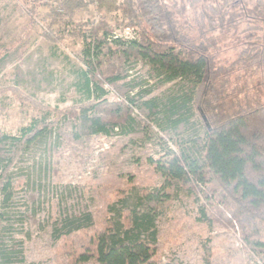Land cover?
I'll return each instance as SVG.
<instances>
[{"label": "trees", "instance_id": "trees-1", "mask_svg": "<svg viewBox=\"0 0 264 264\" xmlns=\"http://www.w3.org/2000/svg\"><path fill=\"white\" fill-rule=\"evenodd\" d=\"M41 1L58 40L64 37L61 17L73 21L88 10L83 0H32L31 7ZM185 1L190 10L206 4L191 23L180 21L179 0H95L98 21L72 22L81 49L71 74L82 99L54 110L28 98L34 110L29 123L15 135L0 131V198L11 202L23 188V176L12 171L62 120L66 127L56 134L75 146L116 138L101 155L106 172L87 180L84 189L104 212L95 220L90 214L62 217L57 204L50 225L41 229L46 215L33 209L39 192L16 196L15 220L0 215V264H162V250L170 244L167 211L177 191L195 193V187L205 204L197 200L192 227L208 229L215 217L226 221L264 264V45L241 44L233 59L221 58L210 43L217 19L241 0ZM256 2L264 7V0ZM124 30L135 36L125 38L119 34ZM137 60L153 75L156 89L172 86L150 97L147 79L130 80ZM105 87L122 101H109ZM153 135L160 152L149 156ZM132 146L147 153L132 158L131 172L116 170L118 155ZM35 229L40 232L31 238ZM22 232L35 258H25L26 242L16 238ZM195 249L210 264V239Z\"/></svg>", "mask_w": 264, "mask_h": 264}, {"label": "rangeland", "instance_id": "rangeland-1", "mask_svg": "<svg viewBox=\"0 0 264 264\" xmlns=\"http://www.w3.org/2000/svg\"><path fill=\"white\" fill-rule=\"evenodd\" d=\"M83 1L88 10L78 12L73 21H69L65 16L61 17L64 37L58 40L55 27H49L50 12L43 5V1L37 4L34 10V7H31L32 0H0L1 132L15 135L21 127L29 123L34 112L29 99L54 110L66 109L78 104L82 99L73 87L74 77L71 74L80 65L78 56L81 49L79 39L73 35L77 30L74 25L80 20L88 22L91 19L96 22L99 19L95 0ZM179 2L183 12L180 21L189 23L198 11H204L203 5H206H196L190 10L186 4L188 2ZM208 2L211 3V0H203V3ZM58 13L63 14L60 9ZM217 20L218 31L211 37L210 43L220 53L221 58L233 59L236 55L235 48L241 44L264 45V30L253 29H264V7L256 0H241L233 4ZM43 34H49L52 38L55 37V40L48 41L42 37ZM119 34L126 38L135 36L132 30H124ZM132 56L135 59L134 54ZM147 73L148 70L137 60L130 70L129 77L130 80L147 79L151 90L150 97H159L172 86L156 89L153 75ZM105 89L109 101H122L117 91L109 87ZM49 122H55L54 118ZM65 127V123L60 120L55 125L50 139L31 147L15 166L12 171L14 177L22 175L24 186L18 193H14L11 202L4 203L0 198V215L4 214L14 221L17 217L14 207L16 196L21 197L25 192L35 189L39 192V198L34 204V212L46 215L41 229L50 225L54 206L57 204L62 217L77 218L90 214L95 220L99 213L104 212L102 205L88 196L84 189L87 180L106 172L107 166L102 162L101 155L111 150L116 138L96 139L82 146H75L57 136L56 131ZM153 138L149 142V156L160 152L154 135ZM169 147L175 151L171 144ZM145 153L147 150L143 151L136 146L129 147L118 155L116 170L131 172L132 158ZM195 191H177L175 202L167 211V226H170L167 237L170 244L162 250L161 263L203 264L195 245L206 242L208 238L213 247L210 264H260L257 257L243 244L238 229L226 221L215 217L216 221L212 222L208 229L192 227L190 221L199 217L200 205L197 200L205 204L198 187H195ZM172 222H175L176 227L173 228ZM39 232L40 229L31 231V238H35ZM16 238L26 242L25 258H35L31 243L27 242L24 233L16 235Z\"/></svg>", "mask_w": 264, "mask_h": 264}, {"label": "built area", "instance_id": "built-area-1", "mask_svg": "<svg viewBox=\"0 0 264 264\" xmlns=\"http://www.w3.org/2000/svg\"><path fill=\"white\" fill-rule=\"evenodd\" d=\"M126 38V37H125Z\"/></svg>", "mask_w": 264, "mask_h": 264}]
</instances>
